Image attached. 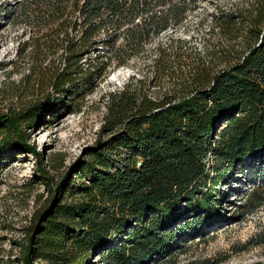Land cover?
<instances>
[{
  "label": "trees",
  "instance_id": "obj_1",
  "mask_svg": "<svg viewBox=\"0 0 264 264\" xmlns=\"http://www.w3.org/2000/svg\"><path fill=\"white\" fill-rule=\"evenodd\" d=\"M16 2L12 17L28 34L20 53L26 50L34 70L16 87L28 100L0 112V153L20 145L33 150L24 125L35 126L65 97L91 92L110 69L150 52L149 43L183 24L199 0ZM210 15L213 32H236L240 49L209 58L197 52L184 71L177 64L184 38L154 46V71L183 73L172 87L156 83L152 91L140 77L108 93L103 128L113 135L93 149L74 193L70 172L52 186L54 198L30 226L27 264L33 256L48 264H87L92 256L97 264H181L177 255L188 238L221 219L219 188L230 173L264 163V0L247 14L218 8ZM240 206L245 214L264 206V182ZM262 244L264 227L236 251Z\"/></svg>",
  "mask_w": 264,
  "mask_h": 264
},
{
  "label": "rangeland",
  "instance_id": "obj_2",
  "mask_svg": "<svg viewBox=\"0 0 264 264\" xmlns=\"http://www.w3.org/2000/svg\"><path fill=\"white\" fill-rule=\"evenodd\" d=\"M259 1L199 0L183 24L170 28L149 43L150 52L130 59L128 64L110 69L91 92L70 100L65 97L53 111H46L35 126L24 125L26 143L31 144L33 150L20 145L7 148L8 154L5 151L0 153V157L5 154L7 157L0 159V254L4 259L1 264H27L26 257L29 255L26 256L24 246L29 240L30 226L35 213L54 198L52 186L56 188L63 176L70 172L67 181L74 186L70 187L71 193H74L75 187L86 177L85 172H82L84 177L78 172L89 161L93 149L108 144L113 135V132L103 128L108 93L140 77L147 79L146 85L152 91L159 88L156 83L172 87L175 76L183 73L176 69L162 76L154 71L148 65L155 57L154 46L159 41L168 45L174 37L184 38L186 42L184 48L178 51L181 57L177 59V64L181 62L184 71L188 69L186 62L198 59L199 54L209 58L208 54L221 55V49H240L238 38L241 37H233L236 32L218 27L213 32L210 13L218 8H227L247 14ZM16 4V0H0L1 113L9 111V106L16 107L28 100L24 92L23 97L17 95L16 87L22 83L25 74L34 70L29 69L26 50L20 53L22 42L28 38V34L23 23L12 17ZM172 59H176L173 54ZM263 165L251 161L243 172L235 170L230 173L219 188L221 219L188 238L185 252L177 255L181 264L191 259L201 261L206 257L219 256H227L222 264L264 258L263 244L236 251L237 247L245 245L254 233L264 227V206L252 214H245L240 206L247 193L264 182ZM44 174L53 181L49 183L42 177ZM31 261L32 264H48L34 256ZM87 264H97L96 258L92 256Z\"/></svg>",
  "mask_w": 264,
  "mask_h": 264
}]
</instances>
